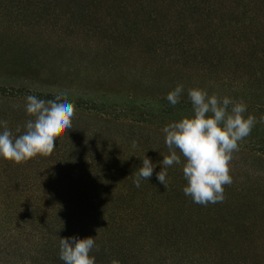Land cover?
I'll use <instances>...</instances> for the list:
<instances>
[{
  "label": "rangeland",
  "instance_id": "rangeland-1",
  "mask_svg": "<svg viewBox=\"0 0 264 264\" xmlns=\"http://www.w3.org/2000/svg\"><path fill=\"white\" fill-rule=\"evenodd\" d=\"M241 1L0 0V121L14 136L22 134L34 119L24 110L27 95L49 100L67 89L74 104L72 127L57 134L51 154L19 164L0 160V186L65 189L86 173L85 158L99 171L135 176L146 155L156 165L153 175L131 188L182 191V164L167 169L166 188L155 173L169 155L163 127L192 113L189 88L243 101L245 115L264 113V8L261 0L256 9L240 7ZM177 84L184 92L173 107L166 95ZM107 157L125 162L104 167ZM229 169L232 183L223 186L224 200L206 205L215 214L201 215L198 228L195 220L186 228L168 226L162 245L176 234L220 237L221 249L232 257L221 252L217 262L264 264V125L257 123L239 142ZM168 205L173 216H161L183 222L180 209ZM205 245L185 256L183 248L178 254L163 250L151 262L171 256L175 264H198L201 256L210 264Z\"/></svg>",
  "mask_w": 264,
  "mask_h": 264
},
{
  "label": "trees",
  "instance_id": "trees-1",
  "mask_svg": "<svg viewBox=\"0 0 264 264\" xmlns=\"http://www.w3.org/2000/svg\"><path fill=\"white\" fill-rule=\"evenodd\" d=\"M241 3L240 7L250 9H256L259 4L258 0H242ZM259 5L264 8V0ZM70 158L73 157H67ZM89 159L85 158L81 164L89 165L86 173L78 175L76 184L65 189L0 186V264H64L59 259V237L72 235L95 237L98 250L93 248L90 255L95 256L96 264H111L114 259L119 264H175L170 261L171 256L159 258L160 263H152L151 256L163 250L178 254L180 248L186 249L181 255L185 256L184 253L195 251L193 248H200L202 243L211 245H205L204 252L208 253L206 259L210 264H225L224 260L216 261L223 253L231 259L232 253L221 249L225 241L220 237L200 235L186 239L185 235L176 234L177 239L170 245L161 243L162 231L168 226L174 230L175 225L186 228L195 220L193 224L198 228L201 215L214 213L210 207L196 204L183 191L171 188L163 189L164 192H136L138 189L131 188L133 173L126 174L121 169L99 171ZM113 160L125 162L107 157L101 160V165L108 167ZM59 162L64 165L67 160L63 158ZM51 179L54 181V177ZM162 201L167 205H161ZM168 203L180 209L186 217L183 222L169 221L161 216H173ZM191 211L196 213L193 215ZM216 249L218 251L213 252ZM201 258L198 256V264H204ZM227 264L240 263L230 260Z\"/></svg>",
  "mask_w": 264,
  "mask_h": 264
},
{
  "label": "clouds",
  "instance_id": "clouds-1",
  "mask_svg": "<svg viewBox=\"0 0 264 264\" xmlns=\"http://www.w3.org/2000/svg\"><path fill=\"white\" fill-rule=\"evenodd\" d=\"M67 92L64 89L49 100L27 95L24 110L34 119L25 123L20 135L14 136L7 122L0 121V160L19 164L38 154H51L57 134L72 127L74 104ZM183 92L184 86L177 84L167 93L166 99L174 107ZM187 96L191 115L181 116L162 129L169 155L162 156L161 170L155 173V178L166 188L167 169L182 164L186 181L182 189L184 195L196 204H216L224 200L223 186L232 183L229 163L233 153L239 150V142L250 135L257 123L264 125V113L259 118L245 115L247 105L243 101L209 95L201 88H189ZM20 131L17 127L16 132ZM132 143L135 147L136 142ZM155 167L145 155L135 173L134 185L139 188L141 181H149ZM93 248L98 250L95 237H59V259L64 264H96L95 256L90 255ZM111 264H119V261L114 259Z\"/></svg>",
  "mask_w": 264,
  "mask_h": 264
}]
</instances>
